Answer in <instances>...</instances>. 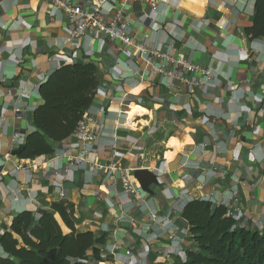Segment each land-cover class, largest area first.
<instances>
[{
	"label": "crops",
	"instance_id": "obj_1",
	"mask_svg": "<svg viewBox=\"0 0 264 264\" xmlns=\"http://www.w3.org/2000/svg\"><path fill=\"white\" fill-rule=\"evenodd\" d=\"M254 3L164 0L153 20L142 23V13L149 9L129 1L133 34L150 35L149 46L167 50L171 45L195 64L221 70L215 86L201 89L192 101L182 85H162L156 75L148 76L149 69L139 60L134 62L143 79L126 74L127 83L118 87L122 92L108 91L116 88L110 74L116 71L115 57L130 58L119 53L118 43L70 42L65 15L48 0H0V236L17 214L39 216L61 200L74 205L76 229L95 234L92 264L184 261L193 243L181 212L192 199L239 211V225L263 232L264 99L259 104L255 99L264 93V40L244 36ZM88 62L97 66L98 89L106 93L93 102L106 112L98 115L104 135L95 150L100 163L107 165L115 143L123 165L137 169L131 178L145 194L131 197V204L117 172L112 180L106 169L92 171L77 162L79 169H66L64 158L51 160L64 152L76 155L70 148L72 138L59 144L53 155L32 160L18 159L24 141L11 140L14 133L25 139L34 131L31 117L42 104L38 89L47 77L64 65ZM127 92V104L121 106L118 100ZM132 106L138 112L130 119L118 115L129 113ZM16 108L21 109L18 114ZM133 143L140 150L130 147ZM151 210L173 224L177 249L168 248L163 224L143 230ZM0 257H5L1 248Z\"/></svg>",
	"mask_w": 264,
	"mask_h": 264
},
{
	"label": "trees",
	"instance_id": "obj_2",
	"mask_svg": "<svg viewBox=\"0 0 264 264\" xmlns=\"http://www.w3.org/2000/svg\"><path fill=\"white\" fill-rule=\"evenodd\" d=\"M249 40H264V0H255ZM98 68L94 63L67 64L52 72L38 92L42 100L32 113L34 131L24 139L18 159L51 156L56 147L72 138L77 124L96 98ZM39 216L17 214L8 232L0 236L5 257L0 264H92L89 252L95 245L92 231L76 229L74 205L61 200L49 204ZM193 248L175 264H264V231L241 226L223 205L208 200H189L181 212Z\"/></svg>",
	"mask_w": 264,
	"mask_h": 264
},
{
	"label": "built area",
	"instance_id": "obj_3",
	"mask_svg": "<svg viewBox=\"0 0 264 264\" xmlns=\"http://www.w3.org/2000/svg\"><path fill=\"white\" fill-rule=\"evenodd\" d=\"M55 11H61L69 25V40L76 43L81 39H90L92 41L108 40L119 44V53H129L130 58L123 60L118 56L115 57V69L109 73L112 76L113 82L116 84L108 91H121L118 89L120 84L127 83V75L137 76L142 80L143 75L139 72L137 64L134 60H139L145 68L149 69L146 74L150 77L156 75L160 84L178 83L185 88L188 97L195 101L198 91L206 87L215 86V76H221L222 72L219 68H212L210 65L195 64L192 60L186 58L182 53L175 51L169 45L167 50L161 49L155 45H148L152 39L150 35H142L138 37L131 32V5L130 0H48ZM136 3H141L147 6L149 13H142V23L151 22L152 15L158 12L159 6L164 0H134ZM153 28V27H152ZM151 28V29H152ZM154 31H157L154 27ZM178 39V38H175ZM190 75L192 77H190ZM194 77V78H193ZM106 93L96 90V97L105 98ZM130 93H122L121 99L118 100L121 106L127 104L125 99ZM264 99L262 97L255 99V103H261ZM125 103V104H124ZM126 106V105H125ZM196 107L194 104L192 108ZM191 112L192 109L190 108ZM20 108L14 109V113L18 114ZM194 112V111H193ZM251 113V112H250ZM103 117L106 114L104 107L95 106L93 103L85 111L79 120L77 127L72 135L73 142L70 148L76 151L74 157H70L67 153L62 156L54 155L51 160L64 158L66 160L67 168L79 169L76 165L87 167L92 171L107 170L109 179L114 180V173L120 176V184L123 196L126 198L127 204L132 203L131 197L141 199L145 192L140 184L133 182L131 174L137 169L125 166L121 160V153L116 144H112L110 148L109 163L103 165L100 163L95 150V144L99 138L104 135L101 124L98 121V115ZM119 116L124 115L128 117L127 110L118 113ZM204 118V116H201ZM205 120V119H204ZM205 122V121H204ZM115 136H113L114 138ZM12 142L21 143L24 141L23 135L14 133L11 136ZM135 150H140L136 143L132 144ZM218 149V148H216ZM72 167V168H71ZM66 171V170H65ZM226 208V207H225ZM227 209V208H226ZM228 210V209H227ZM229 216L237 223L241 221V213L236 210H228ZM149 223L143 225V230L149 231L155 224H163V231L167 234L169 241L168 248L177 249L178 239L173 232V224L161 217L157 216L155 210H151L148 214ZM188 232V227L186 229ZM125 254L130 256V251Z\"/></svg>",
	"mask_w": 264,
	"mask_h": 264
},
{
	"label": "bare ground",
	"instance_id": "obj_4",
	"mask_svg": "<svg viewBox=\"0 0 264 264\" xmlns=\"http://www.w3.org/2000/svg\"><path fill=\"white\" fill-rule=\"evenodd\" d=\"M137 112H138V109L135 108L134 106H132L131 107V111L128 113V117H129L128 119H130L131 117H133ZM128 123H130L129 120H128Z\"/></svg>",
	"mask_w": 264,
	"mask_h": 264
}]
</instances>
